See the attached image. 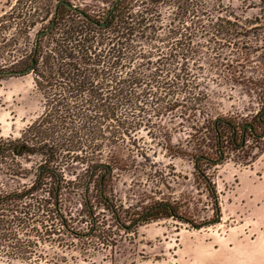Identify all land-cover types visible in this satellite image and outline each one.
<instances>
[{"label":"trees","instance_id":"16d2710c","mask_svg":"<svg viewBox=\"0 0 264 264\" xmlns=\"http://www.w3.org/2000/svg\"><path fill=\"white\" fill-rule=\"evenodd\" d=\"M246 7L257 12L240 17L216 0H110L101 15L82 0H15L1 10L0 57L8 61L0 72L32 65L42 109L19 136L0 135V175L34 176L18 191L0 183V260L86 261L115 248L121 231L174 215L158 203L128 218L88 191H105L117 163L146 156L141 132L166 141L163 117L193 131L196 167L209 158L208 141L223 142L221 126L235 143V123L204 111L203 73L220 51L236 62L243 49L264 50V0ZM31 157L38 162L27 168L22 160ZM70 188L83 192L61 191Z\"/></svg>","mask_w":264,"mask_h":264},{"label":"rangeland","instance_id":"374dc122","mask_svg":"<svg viewBox=\"0 0 264 264\" xmlns=\"http://www.w3.org/2000/svg\"><path fill=\"white\" fill-rule=\"evenodd\" d=\"M109 1L82 0L83 6L96 15L105 11ZM14 2L8 0L2 10ZM216 3L240 17L257 12L246 7L257 0ZM222 52L207 61L214 66H205L203 83L208 100L204 111L235 123V143L230 140V130L221 126L223 142L216 147L213 140L208 141L209 158L196 167L193 131L177 126L181 122L178 118L171 122L163 117L166 141L141 132L146 156L127 158L125 166L117 163L107 189L97 191L91 185L88 193L91 199L100 193L107 196L116 207L127 211L128 218L158 203L168 204L174 215L142 222L129 233L121 231L115 248L86 261L68 258L57 264H264V50L243 49L242 58L236 62L235 55ZM7 61L0 57V66ZM41 109L30 74L0 76V135L19 136ZM201 117L197 113L199 121ZM37 162V157L22 160L27 168ZM66 177L74 179L68 171ZM33 179V175H0L4 191H18ZM61 191L83 192L71 188ZM0 264L9 263L0 260Z\"/></svg>","mask_w":264,"mask_h":264},{"label":"water","instance_id":"95a60500","mask_svg":"<svg viewBox=\"0 0 264 264\" xmlns=\"http://www.w3.org/2000/svg\"><path fill=\"white\" fill-rule=\"evenodd\" d=\"M62 4L66 5L67 7L69 8H73L74 5H72L71 3L69 2H66V1H62L61 2ZM110 12V11H109ZM109 15V13L107 14V16ZM53 25V24H52ZM51 25V26H52ZM43 32L39 33L37 36H36V39H38L40 37V35L42 34ZM31 68H32V65H30L29 67H27L26 69L22 70V71H19V72H13V71H6V72H0V76H15V75H19V76H24V75H28L30 74L31 72ZM249 127L251 128V126L249 125ZM245 129V128H244Z\"/></svg>","mask_w":264,"mask_h":264},{"label":"crops","instance_id":"0c3cea01","mask_svg":"<svg viewBox=\"0 0 264 264\" xmlns=\"http://www.w3.org/2000/svg\"><path fill=\"white\" fill-rule=\"evenodd\" d=\"M7 2H8V0H0V11L4 7V4L7 3Z\"/></svg>","mask_w":264,"mask_h":264}]
</instances>
